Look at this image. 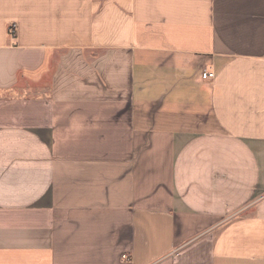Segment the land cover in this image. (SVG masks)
<instances>
[{"label": "crops", "instance_id": "obj_1", "mask_svg": "<svg viewBox=\"0 0 264 264\" xmlns=\"http://www.w3.org/2000/svg\"><path fill=\"white\" fill-rule=\"evenodd\" d=\"M0 264H264V0H0Z\"/></svg>", "mask_w": 264, "mask_h": 264}, {"label": "built area", "instance_id": "obj_2", "mask_svg": "<svg viewBox=\"0 0 264 264\" xmlns=\"http://www.w3.org/2000/svg\"><path fill=\"white\" fill-rule=\"evenodd\" d=\"M9 31L12 34L14 32V26H10ZM201 78L203 80H211L212 78H214V73L212 71L204 70L201 73ZM123 257H125V255H123Z\"/></svg>", "mask_w": 264, "mask_h": 264}]
</instances>
